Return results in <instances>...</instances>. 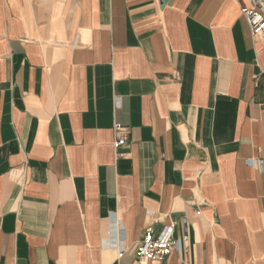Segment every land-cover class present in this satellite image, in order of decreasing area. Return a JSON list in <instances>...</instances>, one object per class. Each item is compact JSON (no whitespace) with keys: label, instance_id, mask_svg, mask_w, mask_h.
I'll use <instances>...</instances> for the list:
<instances>
[{"label":"crops","instance_id":"obj_1","mask_svg":"<svg viewBox=\"0 0 264 264\" xmlns=\"http://www.w3.org/2000/svg\"><path fill=\"white\" fill-rule=\"evenodd\" d=\"M252 5L0 0V264H264Z\"/></svg>","mask_w":264,"mask_h":264},{"label":"built area","instance_id":"obj_2","mask_svg":"<svg viewBox=\"0 0 264 264\" xmlns=\"http://www.w3.org/2000/svg\"><path fill=\"white\" fill-rule=\"evenodd\" d=\"M170 0H166L168 3ZM251 7H243L242 13L245 16L253 38H259L264 33V0H251ZM117 129L121 128L119 124L115 126ZM125 138L116 140V146L124 144ZM185 229H186V222ZM188 240V233L185 230L183 239H176L173 237L172 224H165L158 231H155L154 226L148 225L138 243L136 256L139 260H164L174 250H180ZM121 249L119 254H123Z\"/></svg>","mask_w":264,"mask_h":264}]
</instances>
